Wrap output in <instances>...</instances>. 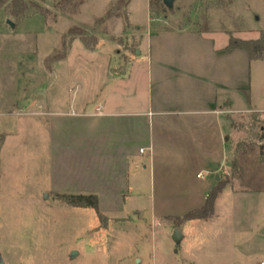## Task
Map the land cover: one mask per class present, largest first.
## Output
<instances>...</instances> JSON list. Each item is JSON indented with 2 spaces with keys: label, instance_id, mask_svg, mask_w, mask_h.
Returning <instances> with one entry per match:
<instances>
[{
  "label": "rangeland",
  "instance_id": "rangeland-1",
  "mask_svg": "<svg viewBox=\"0 0 264 264\" xmlns=\"http://www.w3.org/2000/svg\"><path fill=\"white\" fill-rule=\"evenodd\" d=\"M80 1L24 0L22 15L12 13L11 0L0 7V264H235L242 255L244 264H259L264 60L249 61L242 49L229 63L244 98L233 100L242 111L228 112V145L223 139L211 148L215 153L202 155L179 138L167 139L175 151L169 159L156 154L154 166L149 157L147 168L131 164L139 194L125 204L80 207L59 192L78 191L83 181L75 166L78 103L114 85L110 98L123 94L134 104L151 86L143 65L127 66L140 52V32L159 39L162 30H178L171 33L178 59L201 61L209 58L212 38L192 39L190 31L219 33L221 45L236 50L229 49L234 41L262 37L264 0H176L172 11L159 0H131L130 9L119 0ZM8 20L19 24L13 28ZM74 26L85 32L69 33ZM53 104L62 113L50 114ZM225 105L233 107L230 98ZM154 142L160 149L164 138L155 133ZM215 188L212 211L207 204L204 218L182 219L189 211L203 213ZM175 229L184 236L179 243Z\"/></svg>",
  "mask_w": 264,
  "mask_h": 264
},
{
  "label": "crops",
  "instance_id": "crops-1",
  "mask_svg": "<svg viewBox=\"0 0 264 264\" xmlns=\"http://www.w3.org/2000/svg\"><path fill=\"white\" fill-rule=\"evenodd\" d=\"M18 24L16 21L15 27ZM175 31L162 30L159 39L158 35L153 38L152 35L140 32V52L135 59L127 62V66L143 65L151 80L147 95L134 101V104L128 102L123 94L110 98L111 92L117 90L112 88L113 85L108 89L98 87L93 101L82 100L78 103L82 119L75 134V166L83 181L77 187L80 188L78 191L59 193L96 195L100 208L108 203L125 204L131 197L139 194L138 189L133 191L129 173L131 164L136 162L138 166L140 162H144V167L147 168L145 161L149 157L151 166H154L156 154L169 159L175 151H170L169 145H166L167 139L172 138L174 141L179 138L183 140L182 144L195 149L192 151L196 152V148H199L202 155L215 153L211 148L215 145L213 149H218L223 144V139L228 145V112L242 111L234 108L233 100L236 97L244 98V87L242 83H238V73L229 70V63L234 55H238L236 53L239 50H228L226 43L221 45L219 33L212 37L189 30L192 39L212 38L205 52L209 58L205 56L204 60L193 61L191 57H182L179 60V53L172 49L175 45L172 43L176 42L172 34L178 30ZM193 57L195 58L194 55ZM153 80L156 81L155 87L152 85ZM124 90L126 89L120 88L122 93ZM229 90H234L232 98L227 95ZM229 98L233 107L227 109L225 104ZM59 108L61 107L53 104L49 113L57 116L62 113ZM155 133L157 137L164 138L160 149L154 142ZM207 136L211 141L209 143L206 141ZM5 143L4 138L2 146ZM223 148L228 149L226 145ZM190 151L188 150L189 153ZM144 154L148 155L147 158ZM139 185L140 180H135L134 188ZM103 211L106 212L105 209ZM263 261L264 257H261L259 264ZM187 262L195 264L192 259ZM239 262L244 264L243 255L239 260L236 259L235 264ZM131 263L126 260L109 262ZM152 263L156 262H148ZM138 264H144V261L141 259Z\"/></svg>",
  "mask_w": 264,
  "mask_h": 264
},
{
  "label": "trees",
  "instance_id": "trees-1",
  "mask_svg": "<svg viewBox=\"0 0 264 264\" xmlns=\"http://www.w3.org/2000/svg\"><path fill=\"white\" fill-rule=\"evenodd\" d=\"M10 0H0V7L3 5L7 4V2ZM13 5H15V9L13 10L12 13L15 15H22L25 12L26 9V4L24 0H11ZM45 1V0H43ZM66 1V0H63ZM131 0H119L118 5L119 6H126L129 4ZM162 0H159L161 4H164L161 2ZM84 0H81L79 4H82ZM79 31L81 33H84L85 31L78 27L74 26L69 30V33ZM229 49H242L248 53L249 59L250 60H264V31L262 32V37L256 40H236L232 43V45L229 46ZM220 192V189L215 188L210 193L208 194L206 198L205 204L201 207V212L203 213H198L197 210L189 211L184 215L182 218L183 220H192V219H200L204 218L206 215V206L208 204L210 211L213 210L214 204L216 197L218 193ZM66 200L75 206H80V207H93L95 209L99 208V201L98 197L96 195L92 194H79V195H68L66 196Z\"/></svg>",
  "mask_w": 264,
  "mask_h": 264
},
{
  "label": "water",
  "instance_id": "water-1",
  "mask_svg": "<svg viewBox=\"0 0 264 264\" xmlns=\"http://www.w3.org/2000/svg\"><path fill=\"white\" fill-rule=\"evenodd\" d=\"M175 1L176 0H163V3L164 5L167 7V9L169 11H172L174 9V4H175ZM12 27L15 26V24L11 21V20H8L7 21ZM139 53V52H137ZM173 239L179 243L181 241V239L183 238V234L178 230V229H175L174 230V233L172 235ZM140 262V259H138V263Z\"/></svg>",
  "mask_w": 264,
  "mask_h": 264
},
{
  "label": "built area",
  "instance_id": "built-area-1",
  "mask_svg": "<svg viewBox=\"0 0 264 264\" xmlns=\"http://www.w3.org/2000/svg\"><path fill=\"white\" fill-rule=\"evenodd\" d=\"M142 151H144V150H142ZM261 264H264V261Z\"/></svg>",
  "mask_w": 264,
  "mask_h": 264
}]
</instances>
